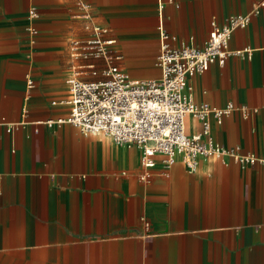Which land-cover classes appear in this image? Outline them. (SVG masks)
I'll return each instance as SVG.
<instances>
[{
    "label": "crops",
    "instance_id": "0c3cea01",
    "mask_svg": "<svg viewBox=\"0 0 264 264\" xmlns=\"http://www.w3.org/2000/svg\"><path fill=\"white\" fill-rule=\"evenodd\" d=\"M258 2L0 0V264H264V7L230 39L250 53L192 77L197 101L236 106L211 118L214 139L255 162L167 168L156 154L145 167L139 146L58 121L70 113L73 66L104 64L72 55L93 24L116 39L111 52L133 79L153 78L160 27L202 45L212 19ZM186 126L202 128L191 115Z\"/></svg>",
    "mask_w": 264,
    "mask_h": 264
},
{
    "label": "built area",
    "instance_id": "2783aa9c",
    "mask_svg": "<svg viewBox=\"0 0 264 264\" xmlns=\"http://www.w3.org/2000/svg\"><path fill=\"white\" fill-rule=\"evenodd\" d=\"M262 7L264 0H259L251 11L232 14L223 23L212 19L209 36L202 45L176 41L160 27L157 64L161 74L145 79H133L116 63L122 57L111 52L116 39L106 36V27L93 24L88 36L72 40V55L76 59H102L104 64L92 61L73 66L68 79L71 94L66 101L70 113L58 121L69 122L84 134H102L117 144L139 146L145 167L155 164L156 154L164 155L167 168L178 158L192 170L202 157L232 155L243 165L255 162V154L239 155L237 147H226L214 139L211 118L221 121L236 106L233 102L218 107L197 101L192 77L206 71L213 62L223 65L230 55L250 53L231 49L230 39L233 31L247 27ZM189 115L201 122L200 131L188 132ZM149 175L146 172L141 178Z\"/></svg>",
    "mask_w": 264,
    "mask_h": 264
}]
</instances>
